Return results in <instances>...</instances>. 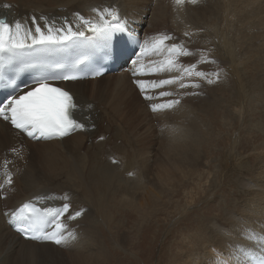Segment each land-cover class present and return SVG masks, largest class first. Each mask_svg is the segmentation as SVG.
Instances as JSON below:
<instances>
[{"label": "bare ground", "instance_id": "bare-ground-1", "mask_svg": "<svg viewBox=\"0 0 264 264\" xmlns=\"http://www.w3.org/2000/svg\"><path fill=\"white\" fill-rule=\"evenodd\" d=\"M219 1L222 3L223 0H0V17L10 23L13 31L16 22L22 25L21 46L33 43L32 38L25 36L27 32L38 39L35 32L37 26L44 35H48V28L51 27L59 40L60 36L68 35L69 27L72 33H78L84 32L89 26H98L100 22L97 13L102 11L110 22L138 30L144 47L154 44L156 48L152 54H142L134 65L128 66V69L131 68L130 72L120 71L95 79L58 83L74 96L77 107L73 114L77 122L83 125L64 138L33 141L22 137L19 132L10 128L8 121L0 118L2 183L3 176L10 177L11 182L7 180L8 184L13 185L14 191L18 189L19 181L14 177L15 167L21 154L28 150V155H39L41 177L63 172L64 178L57 182L55 189H50L33 179L29 172L25 176L24 192L13 199L10 205L3 198L6 209L2 208L0 201V264L32 261L39 253L61 254L67 260L65 262L59 258L56 264H106L101 260L115 264L111 257L98 251L100 244L99 241L96 242V234L103 227L107 230L109 239L111 238V246L114 244V228L120 231V242L125 246L128 244L129 229L124 226L125 223L115 222L113 212L127 209L129 217L130 208L133 207L139 212L143 226L146 220H152L147 206L151 212L159 206L164 209L165 199H146V186H155L162 180L161 160L156 157L155 169L150 176L143 174L146 160L144 155L140 151L129 153L124 144L115 142L120 139V131L113 127L111 120L120 114L124 115V122L126 115L133 118L161 117V129L169 133L167 137L172 141L157 146L156 150L176 154V169L180 180L184 177L181 175L182 172L185 174L186 166L191 169L189 179H198L195 173L213 158H216V166L211 170L215 174L226 173V161H232V166L240 173L248 174L253 171L255 177L252 179L238 177L241 180L238 179L237 183L245 190V197L241 200H237L233 193L225 195L222 183L214 181V193L220 191L216 193L215 200L234 199V205L222 210L220 218H212L211 224L209 220H204L198 226L201 236L210 229L209 236L213 239L208 240L211 246L205 248V264H217L218 259L226 260V264H238L243 256V252L239 250L241 247L245 250L264 249V240L259 239L264 236V163L259 168L257 163L254 164V161H264V153L252 151L257 148L251 143L254 141L252 139L245 138L241 144L238 139L232 140L225 134V129L234 127L236 122L244 119L246 111L251 116L256 111L255 101L260 95H264V0H226L225 5H220ZM227 8L232 9L228 21ZM109 12L115 13V20ZM232 27L233 30L227 32ZM146 30H163L164 33L159 31L146 34ZM161 40L162 44L156 43ZM171 42H181L182 47H188L189 51L186 55L181 53L165 56ZM208 57L213 60H206ZM169 59L174 61V66L170 67L165 63ZM191 63L196 65L189 71L182 72V68ZM137 69H144L145 72L134 78L130 74ZM197 71L204 75H196ZM164 80L175 82L164 84L160 88L153 87V84ZM190 80L199 81L196 84L199 87H193V84L181 87V84ZM134 83L138 89L144 90L138 92ZM88 84L104 85L103 88L112 93L111 109L104 103L93 108L95 103L88 104L80 100L79 91ZM146 96L151 99H146ZM174 101L179 103L166 107ZM161 104L164 105L162 109L152 112L154 105ZM134 108L141 115L127 113ZM104 115L107 116V121L101 127ZM108 127H113L110 135L116 136L115 139L111 143L102 139L98 140V144L95 141V149L90 153L87 167L82 165L80 155H74L73 150L63 144L76 139L79 134H85L84 141L88 139L93 142V135H100ZM146 127H149L148 122ZM252 128L264 131V120L261 125L247 123L245 133L258 140L259 135L252 133ZM174 132L180 135L174 137ZM106 143L110 146H105ZM219 144H231V148L227 146L222 150L223 148L216 146ZM120 146L122 150H119ZM66 179L71 181L70 189ZM130 199L140 200L133 204ZM205 199L212 202L208 197ZM24 201H34L54 210H62L65 203L69 205L68 210L56 221L65 226L59 233L65 237L63 243L56 244L53 240L43 239L26 240L10 228L12 213ZM159 201L160 205L157 204ZM216 203L217 206L221 205V202ZM111 208L113 210H109ZM77 212H80L79 216H75ZM201 214L202 212L188 217L192 220L191 226L200 219ZM53 228L54 222L49 234L53 232ZM122 251L124 256L120 264H129L127 262L133 254L126 248ZM185 257L188 258L187 254ZM185 262L184 264H190Z\"/></svg>", "mask_w": 264, "mask_h": 264}, {"label": "rangeland", "instance_id": "rangeland-1", "mask_svg": "<svg viewBox=\"0 0 264 264\" xmlns=\"http://www.w3.org/2000/svg\"><path fill=\"white\" fill-rule=\"evenodd\" d=\"M226 2V0H223L222 3L219 1L220 5H225ZM227 9L229 10L226 12V21H228V18H230V12H232V9ZM220 19L221 17H219V20ZM229 30H233V27L228 29L227 32ZM159 31L146 30L147 33H158ZM160 32L164 33L163 30ZM109 80L111 81L112 77H110ZM103 86L104 85L99 84L86 85L79 91L80 100L88 104L95 103L93 108H98L99 105L102 106V103H104L105 106H108L111 109V99L113 95L110 91L105 90ZM134 87L135 89H138L135 83ZM137 91L142 92L141 89H138ZM257 100L255 101L256 111L251 116L246 111L243 114L244 121L242 120L241 122H236L234 127L225 129V134L226 136L231 137L232 140L238 139L241 144H243L245 138L252 139L254 141L251 143L257 146V148L252 151L257 153L260 151L264 153V131L261 129L257 130L256 128H252V133L259 135L258 140L255 138V136L252 138L249 134L245 133L247 123L253 122L254 124L256 123L257 125H261V121L264 120V95H260ZM100 110L102 109L100 108ZM127 113H136L137 115H141V113L138 112L136 108L129 110ZM103 119L104 120L101 122V127L107 121V116L104 115ZM125 119L126 121L124 122V115L120 114L111 120L113 127L120 131V139H116L115 142H121V144H124V148H127L129 153L140 151L144 155L146 159L143 166L144 175L150 176V174L154 172V160L156 157L160 158L162 163V180L155 186H146L148 188L146 199H165V207L162 209V207L159 206L153 212H151L150 207L147 206V210L149 211L152 220H146L145 225L143 224V226L142 219L139 218V212L133 207L130 208L129 217L126 214L128 212L127 209H120L118 212L112 211L115 213V222L121 221L125 223L124 226L129 229V238L127 239L128 244L125 246L120 242L118 239V234L120 231H117V229L114 228V244L111 246V238L109 239L107 230H105L103 227H100L99 234H96V242L99 241L100 244V249L98 251L102 255H106L109 258L111 257V260L115 264H120L122 262L124 256L122 249L124 248H126L131 255L133 254L132 258L129 257L130 261L127 262L129 264H184L185 261L190 264H196V262L205 264V259L203 261V258L205 257V248L211 246L210 241L208 243V240L213 239L209 236V234H211L210 229L205 231L201 236L198 226L201 225L204 220H209L211 224V222H213L212 218H220L222 210L225 208H232L234 205L232 204L234 199L215 200L216 193L218 194L220 191L214 193V181L216 183H222V189L225 195H230L233 193L237 200H241L245 197V190L244 187H241V184L237 183L238 179L241 180V178L238 177L252 179V177H255L252 174L253 171L248 172V174L240 173V171L235 170V168L232 166V161H229L230 163L226 161L224 163L226 167L224 170L226 173L224 175H220L219 173L215 174L212 173L211 170L216 166V158H213L209 164H205L204 167H202V170L200 169V171L195 173L198 175V179H189L188 175L191 172V169L186 166L185 174L182 172L181 175L184 177L182 180H180L176 169V154L169 151L156 150L157 146H162L165 144V142L172 141V139L167 137L169 133L163 132L161 129V117L133 118L126 115ZM146 122H148L149 127H146ZM155 122L157 123V126H155ZM113 127L103 129L100 135L96 136V134H94L93 142L92 140L88 141V139L84 141L85 134H79L76 139L69 140L63 144H65V147L72 149L74 155H80L82 157V165L87 167L88 162H90V153L95 149V141L96 144H98V140L100 139L106 141L109 140L108 142L111 143L115 139L116 136L112 137L110 135L114 130ZM164 128L165 127H163V129ZM173 135L174 137H177L180 134L174 132ZM109 143H106L105 146H110ZM216 146L223 148L222 150L226 149L227 146L231 148V144H219ZM216 146L214 145V147ZM249 149H251V147ZM119 150H122L121 146ZM29 151L30 150H28L27 153L23 152V154H21L20 161L15 167L14 177L19 181L17 190L14 191L13 185L8 184L7 176H3V183L0 178V201L2 202V208L6 209L5 203H3L4 199H6L8 205H10L13 202V199H17L24 192L25 176L29 172L32 173L33 179L50 189H55L57 182L59 180H64L62 177L63 172H54L49 176L41 177L42 168L39 155L37 153L28 155ZM255 163H257V168H259L264 163V161L259 162L258 160L254 161V164ZM66 181L68 188L70 189L71 181L67 179ZM139 192L137 193L139 194ZM203 196H206L205 198H210L212 202H208L210 200L208 199L207 201ZM217 196L221 197V195ZM167 199H170V201H167ZM192 199L193 201H191ZM139 200L140 199H130V202L137 204ZM216 202H221V205L217 206ZM157 204L160 205V201L157 202ZM216 208L218 210H216ZM109 210L113 209L111 208ZM143 210L144 209H142V211ZM201 212L202 214L200 219L196 223H193V226H191L190 224L192 223V220L188 219V217L193 215L195 216ZM184 215H187V217ZM101 221L103 220L101 219ZM137 225H139V227ZM110 248L111 250H109ZM186 254L189 259L185 257ZM59 258H62L65 262L67 261L61 254L57 255L56 253H39L37 256H35L34 260L28 262L23 261L21 264H56L55 262ZM132 259H134V262H132ZM101 262L106 264L109 263L103 260H101Z\"/></svg>", "mask_w": 264, "mask_h": 264}, {"label": "snow or ice", "instance_id": "snow-or-ice-1", "mask_svg": "<svg viewBox=\"0 0 264 264\" xmlns=\"http://www.w3.org/2000/svg\"><path fill=\"white\" fill-rule=\"evenodd\" d=\"M179 2V0H178ZM113 20L116 19L114 12H109ZM35 23V20L33 21ZM87 23V22H85ZM15 31L5 20L0 19V53L10 52L13 48L21 46L23 40L20 39L21 32L23 31L22 25L19 22L15 23ZM120 28L119 25H108V30H114ZM59 31V30H58ZM35 32L38 35V39L32 36L31 32L25 33L26 37L32 38L33 43L43 42H55L56 37L51 27L48 28V35H44L41 28L37 26ZM73 35L83 36V32L72 33L71 28H68V35L60 36V40H68ZM168 39V37H164ZM157 44H162L163 41H157ZM187 54L186 52L184 53ZM83 61H77L82 63ZM168 66H174V61L169 59L165 62ZM3 67V65H0ZM191 75V73H189ZM196 75H204L197 72ZM76 77L70 75L56 76L54 79H75ZM174 80H164L160 82V86L164 84L174 83ZM212 83L211 80L208 81ZM188 85L181 84V87H187ZM193 87H199V85H192ZM144 90L143 88L141 89ZM162 95H168V93H162ZM151 99V97H145ZM172 103H179V101L171 102L166 107H171ZM76 104L73 101V97L60 87L50 85L45 81L36 82V86L24 94L19 96L10 97L6 104L0 105V118H3L18 130L26 133L29 137L51 139L54 137H63L78 128H82L83 125L78 123L72 118V111L76 108ZM157 107L153 106V111H156ZM8 182H11L10 177ZM67 198V197H65ZM39 199V198H38ZM69 205L65 203L62 210L46 209L45 212L51 213L54 217L55 230L49 234L43 232L42 225H46L48 221L40 214V210L25 203L20 209L12 213V220L18 222L21 226L17 227V231L24 234L34 233L28 238L31 239H43L53 240L56 244H61L65 241V237L59 233L65 227L59 220L63 212L68 210ZM80 212L75 213V216H79ZM75 218V217H70ZM38 233V234H37ZM260 240H264V236L259 237ZM243 252L246 258V264H264V252L256 254L253 251L245 250L242 247L239 249ZM217 264H226V260H217Z\"/></svg>", "mask_w": 264, "mask_h": 264}]
</instances>
